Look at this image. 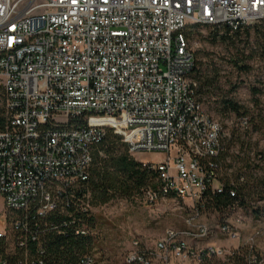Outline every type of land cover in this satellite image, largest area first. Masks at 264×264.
<instances>
[{"label":"built area","instance_id":"1","mask_svg":"<svg viewBox=\"0 0 264 264\" xmlns=\"http://www.w3.org/2000/svg\"><path fill=\"white\" fill-rule=\"evenodd\" d=\"M262 20L264 0H0L7 119L0 130V264H45L41 241L36 252L29 246L51 229L79 224L77 234H93L74 213L93 214L83 189L94 147L109 128L132 154H167L161 163L143 162L161 182L147 192L151 202L203 206L209 190L222 192L224 127L198 94L188 31H236ZM187 227L167 229L154 247L134 241L126 264H203L225 255L213 245H190L209 237L211 227L195 219ZM79 264L97 260L90 254Z\"/></svg>","mask_w":264,"mask_h":264},{"label":"rangeland","instance_id":"2","mask_svg":"<svg viewBox=\"0 0 264 264\" xmlns=\"http://www.w3.org/2000/svg\"><path fill=\"white\" fill-rule=\"evenodd\" d=\"M262 31L264 20L239 33H232V37L226 40L222 38L224 30L215 35L208 25H199L188 31L198 66L206 77L216 79L208 90H204L201 99L208 113L224 127L228 148L224 172L236 175L243 171L251 180L256 176L264 178L258 168L263 164L261 152L264 151ZM228 99L243 106L246 113L237 115L226 111L224 102ZM0 108H4L2 96ZM131 155L146 163H161L167 158L166 153L159 151ZM249 162L253 165L251 169L247 168ZM247 204L244 206L237 201L220 212L205 202L203 206L184 199L151 202L147 191L132 199L116 198L93 207L97 243L95 258L102 264H126L127 256L134 250V241L154 247L167 229L187 230V221L195 219V223L211 227L212 233L203 241L189 239L190 245L196 248L213 245L225 252L224 256L213 258L212 264L225 261L241 247L253 250L250 261L264 264V201L249 198ZM2 209L3 199L0 197V211ZM1 220L0 228H3ZM223 226H229L230 232H222Z\"/></svg>","mask_w":264,"mask_h":264},{"label":"trees","instance_id":"3","mask_svg":"<svg viewBox=\"0 0 264 264\" xmlns=\"http://www.w3.org/2000/svg\"><path fill=\"white\" fill-rule=\"evenodd\" d=\"M249 26L251 25H245L236 31L226 25H212L211 27L215 35L224 30L222 38L226 40L232 37V33H239ZM194 27L196 25L190 27L191 30ZM259 32L261 33V31ZM260 36L262 39V56L264 57V31H262ZM194 78L198 81V94L201 99V95L206 92L204 90H208L216 79H210V76L206 77L202 68L198 66V61ZM0 96L4 98L1 90ZM224 104L226 111L234 112L237 115L246 113V110L243 111L244 107L232 99L226 100ZM77 121L82 122L84 119H78ZM6 125L5 109L0 108V130L5 129ZM225 141L226 137L224 139V150L219 157L221 163L219 181L223 185V190L222 192L209 190L205 197V203H207L208 207L222 212L233 206L237 201H240V204L244 206L248 205L249 198L264 201V178L256 176L251 180L246 178V173L243 171L236 173V175L235 173L224 172L226 167L225 159L228 156V148ZM93 157L90 178L83 189L84 193L89 195L87 202L92 207L107 204L116 198L132 199L138 194L158 189L161 186L158 172L149 165L144 166L143 162L137 161L131 155L129 146L123 141V137L115 133L111 128L107 129L104 139L95 145ZM261 158L263 159V164L258 166V168L264 173V151L261 152ZM252 167L253 165L249 162L247 168L251 169ZM232 191H235L234 196ZM74 214L76 216L75 219L79 223L81 222L79 219L82 218L89 222L93 234H77L75 229L79 224L65 226L62 230L51 229L45 233H40V240L32 242L29 249L31 252H36L39 247L38 242L41 241L45 250L42 257L45 264H79L84 256L94 254L97 247L94 235L96 218L94 214L91 216L83 214L82 210ZM52 219L56 220L54 215ZM3 244L4 241L0 239V254L5 252ZM253 253L252 249L241 247L228 256L225 261H219L218 264H250V257ZM212 261L213 258L207 257L204 259L203 264H212ZM97 264L102 263L97 261ZM255 264H258V261Z\"/></svg>","mask_w":264,"mask_h":264}]
</instances>
